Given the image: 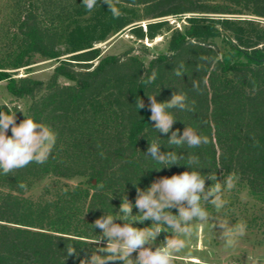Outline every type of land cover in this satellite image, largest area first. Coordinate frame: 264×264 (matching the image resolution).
I'll use <instances>...</instances> for the list:
<instances>
[{"label":"trees","instance_id":"obj_1","mask_svg":"<svg viewBox=\"0 0 264 264\" xmlns=\"http://www.w3.org/2000/svg\"><path fill=\"white\" fill-rule=\"evenodd\" d=\"M119 3L142 7L143 19L187 16V24L172 32L167 52L147 64L132 50L103 56L89 44L70 52L74 54L43 82L29 76L10 78L6 72L30 65L35 54L45 59L63 55L65 30L28 10L19 22L16 45L0 57V81L10 78L9 93L31 101L25 114L16 105L1 103L0 111L15 112L17 124L32 117L57 134L46 163H31L7 176L0 172V190H6L0 193V264H80L106 244L96 243L101 233L92 225L95 220L118 212L124 195L134 204L137 187L146 189L160 177L191 171L186 165L189 156L199 158L193 170L213 175L221 183L235 172L236 183L246 185L264 203V0ZM158 34L150 25L145 36L152 40ZM142 54H147L146 48ZM180 62L187 70L183 77L173 71ZM153 72L155 80L145 83ZM60 77L72 83L61 84ZM193 80L199 82V92L192 88ZM175 91L187 93L189 102L195 100V111L171 110L177 120L172 131L179 129L182 134L191 126L208 137L207 144L170 146L171 132L164 135L153 129L147 94L164 102ZM137 96L144 109L136 107ZM153 139H159L162 152L182 156L181 164L161 168L147 156ZM46 175L85 177L87 185L33 209L20 197L23 189L18 182ZM215 182L206 180V186ZM150 225L151 221L134 224ZM170 232H162L156 242ZM67 245L76 253L69 256Z\"/></svg>","mask_w":264,"mask_h":264},{"label":"clouds","instance_id":"obj_2","mask_svg":"<svg viewBox=\"0 0 264 264\" xmlns=\"http://www.w3.org/2000/svg\"><path fill=\"white\" fill-rule=\"evenodd\" d=\"M97 3L98 0H82V4L89 12L94 10ZM103 3L108 5L113 18L122 15L120 8L117 7L119 0H103ZM173 71L177 77H183L187 73L183 62H180ZM155 78L156 73L153 72L144 82L151 83ZM192 88L199 92V82L193 80ZM147 95L149 100L147 107L151 113L153 129L164 135L171 132L167 139L170 146L187 145L189 148H196L209 142L207 136L198 134L191 126H186L182 134L179 129L172 131L177 120L171 110L195 111V100L189 102L187 93L175 91L171 98L164 102H158L156 95ZM135 105L138 110L145 108V103L139 96ZM9 130L11 135H8ZM56 141L57 134L50 126L26 116L17 124L15 112L0 111V172L7 176L26 168L31 163H46ZM145 154L163 165L161 168L180 165L183 159L175 151L162 152L159 139L149 142ZM186 165L192 170L171 177H160L146 189L137 187L134 204L124 195L118 212L105 213L95 220L92 225L101 233L96 243L99 245L106 241V244L92 251L89 257L80 261V264H174L176 254L186 248L188 240L194 235V222L196 227H203L211 219V214L204 205L211 204L216 212H219L228 203L223 198V192L235 188L238 180L235 172L230 173L221 183L213 175H204L200 170H193V165H199L197 156H189ZM161 168L156 170L159 171ZM206 180L217 182L206 186ZM97 185L103 187L102 184ZM18 187L23 189L27 185L18 182ZM134 207L138 209L136 215H133ZM172 209H176L178 214H173ZM145 221H151V225L142 228L134 226ZM215 227L222 230L225 247L230 248L234 246L236 236L245 235L247 224L241 221L230 225L228 220H223ZM169 229L172 235L166 236L163 243L153 247L157 237L162 232H169ZM66 251L69 256L76 253V249L70 245H67ZM133 253L137 254L135 258Z\"/></svg>","mask_w":264,"mask_h":264},{"label":"rangeland","instance_id":"obj_3","mask_svg":"<svg viewBox=\"0 0 264 264\" xmlns=\"http://www.w3.org/2000/svg\"><path fill=\"white\" fill-rule=\"evenodd\" d=\"M117 7L122 15L113 18L103 0H98L91 12L86 10L82 0H0V57L16 45L19 22L28 10L38 13L48 24L62 27L66 35L60 47L63 54L60 58L45 59L35 54L30 65L6 72L10 78L29 76L46 82L54 68L74 54L70 52L89 44L92 49L100 50L103 56H121L132 50L147 64L151 58L166 53L172 32L183 30L187 24V16L143 19L142 7L123 3H118ZM162 22L166 23L162 25ZM150 25L153 32H159L152 40L145 36ZM144 48L147 54H142ZM10 78L0 81V103L9 107L16 105L25 114L31 101L27 97L15 99L9 93ZM59 83L69 84L72 81L60 77ZM25 184L27 187L23 188L20 197L29 207L41 209L76 187L86 186L87 179L46 175L31 178ZM4 191L1 189L0 193ZM223 198L228 203L219 212L211 204L204 205L211 219L203 227H196L194 222V235L188 240L186 248L176 254L174 264H264V203L261 197L253 195L246 185L236 183L235 188L223 192ZM223 220H228L230 225L241 221L247 224L245 235L236 236L235 244L230 248L225 247L222 230L215 227ZM164 240L159 239L153 247ZM136 255L133 253V258Z\"/></svg>","mask_w":264,"mask_h":264},{"label":"bare ground","instance_id":"obj_4","mask_svg":"<svg viewBox=\"0 0 264 264\" xmlns=\"http://www.w3.org/2000/svg\"><path fill=\"white\" fill-rule=\"evenodd\" d=\"M159 40H160V38H159ZM149 44H151V43H149ZM192 261H193V262H198V261H197V260H195V259H192Z\"/></svg>","mask_w":264,"mask_h":264},{"label":"water","instance_id":"obj_5","mask_svg":"<svg viewBox=\"0 0 264 264\" xmlns=\"http://www.w3.org/2000/svg\"><path fill=\"white\" fill-rule=\"evenodd\" d=\"M261 61L264 63V58H263V59H261Z\"/></svg>","mask_w":264,"mask_h":264}]
</instances>
